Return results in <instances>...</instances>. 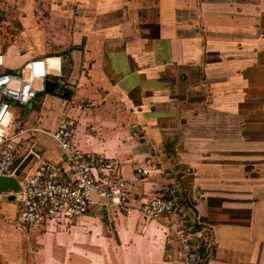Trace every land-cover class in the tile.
<instances>
[{"label":"crops","instance_id":"crops-1","mask_svg":"<svg viewBox=\"0 0 264 264\" xmlns=\"http://www.w3.org/2000/svg\"><path fill=\"white\" fill-rule=\"evenodd\" d=\"M32 59L73 95H39L21 109L27 125L72 118L85 153L120 159L129 179L145 171L136 207L180 198L201 221L204 264H264V0H0V73ZM39 134L37 151L61 163ZM18 206L0 198V264H184L138 209L100 228L99 207L87 233L57 234L8 225Z\"/></svg>","mask_w":264,"mask_h":264},{"label":"built area","instance_id":"built-area-1","mask_svg":"<svg viewBox=\"0 0 264 264\" xmlns=\"http://www.w3.org/2000/svg\"><path fill=\"white\" fill-rule=\"evenodd\" d=\"M46 59H32L21 74L0 73V176L15 177L22 190L14 195L18 203L17 222L24 228L49 227L52 224L73 227L99 207L110 206L115 214L129 216L138 209L145 219L167 226L166 258L184 264H204L201 247L204 237L197 227L199 218H190L178 197H151L134 205L133 187L142 181L145 171L133 179L125 177L118 158L89 155L77 144V121L66 117L51 131L31 127L15 108L27 107L45 93L49 80ZM57 82V81H56ZM56 93L67 86L58 81ZM49 136L61 149L63 161L57 163L38 151L36 134ZM133 139H141L134 129ZM21 180L20 176L24 174Z\"/></svg>","mask_w":264,"mask_h":264},{"label":"rangeland","instance_id":"rangeland-1","mask_svg":"<svg viewBox=\"0 0 264 264\" xmlns=\"http://www.w3.org/2000/svg\"><path fill=\"white\" fill-rule=\"evenodd\" d=\"M45 98H46V101H45ZM48 95H45V96H43V98H42V100H41V102L43 101H45L44 103H46V106H47V104H48ZM32 108H33V106H32V104L31 105H29L28 107H27V109L29 110V111H31L32 110ZM23 109H25V107H23L22 108V110ZM15 111L16 112H20V113H22L21 112V108H19V107H16L15 108ZM24 119V118H23ZM41 135L40 134H36V139L38 138V137H40ZM38 140V139H37ZM24 175H25V173L24 174H22L21 176H20V179L22 180L23 178H24ZM3 206L4 205H2V208L1 209H3V211H4V208H3ZM106 209H109V210H106V211H104V209H102L97 215L98 216H100L99 218L97 217V219L96 220H92V223H96V224H94V226H98V227H100V228H102V227H106L107 225H109V226H111L112 225V223L108 220L109 218V216H111V217H113L114 215V210H112L111 208H110V206H106L105 207ZM5 215L3 216V218L6 220V223H8V225H10V226H14V228L16 229V227H18V228H21V230H20V233L23 231V229H25V230H27V228H24L21 224H19L18 222H17V220L15 219V215L13 214H11L10 212H14V210H13V208L11 209H9V208H7V209H5ZM95 212V211H94ZM94 221V222H93ZM87 222H82V218L79 220V223L78 224H76V225H74L73 227H66V226H59V225H55V224H52V225H50L49 226V228H51V229H56L57 230V234L58 233H68V234H71V233H87L88 231L86 230H81V229H77V228H80V227H82V228H87V229H89L91 226L90 225H87L86 224ZM92 225V227H93V224H91ZM14 229V230H15ZM19 230V229H18ZM78 230V231H77ZM107 232L108 233H106V234H109L110 233V230H107ZM30 254V253H29ZM34 257V256H33Z\"/></svg>","mask_w":264,"mask_h":264},{"label":"water","instance_id":"water-1","mask_svg":"<svg viewBox=\"0 0 264 264\" xmlns=\"http://www.w3.org/2000/svg\"><path fill=\"white\" fill-rule=\"evenodd\" d=\"M59 85L51 80H47L45 82V94L58 97L62 100L71 101L73 91L68 87H62L61 93H56L55 89L58 88ZM38 148V147H37ZM22 187L15 177H1L0 176V196L6 193H19L21 192ZM9 201L14 202L16 197L14 195L9 196Z\"/></svg>","mask_w":264,"mask_h":264}]
</instances>
